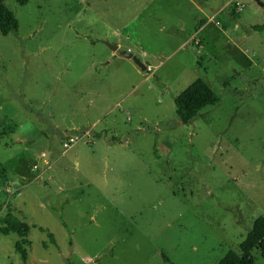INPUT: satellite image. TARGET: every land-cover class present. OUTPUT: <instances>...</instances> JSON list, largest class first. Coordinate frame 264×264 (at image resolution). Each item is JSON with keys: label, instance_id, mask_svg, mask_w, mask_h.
I'll use <instances>...</instances> for the list:
<instances>
[{"label": "rangeland", "instance_id": "374dc122", "mask_svg": "<svg viewBox=\"0 0 264 264\" xmlns=\"http://www.w3.org/2000/svg\"><path fill=\"white\" fill-rule=\"evenodd\" d=\"M258 1L4 0L18 30L0 34V133L16 124L0 138V227L12 218L29 230L26 262L18 236L0 234V264H218L240 253L264 217ZM196 79L219 102L182 125L173 101Z\"/></svg>", "mask_w": 264, "mask_h": 264}, {"label": "trees", "instance_id": "16d2710c", "mask_svg": "<svg viewBox=\"0 0 264 264\" xmlns=\"http://www.w3.org/2000/svg\"><path fill=\"white\" fill-rule=\"evenodd\" d=\"M30 0H16L20 6H25ZM232 18L236 16L230 11ZM18 30V21L4 4V0H0V34L7 36L15 33ZM251 30L257 32L264 31L263 25L251 26ZM219 102L217 94L202 80L196 79L193 81L184 91H182L177 97L174 98L175 113L178 121L182 125L190 123L197 113L206 106H213ZM16 128V124L9 123L4 131L0 133V138L6 136L8 133H13ZM6 176V170L0 163V180ZM2 203H0L1 209ZM6 210L8 213L13 211L10 204H6ZM3 225L0 227V234L9 235L15 234L18 236V240L14 243V251L20 256V258L26 262L27 255L24 250L26 240L24 235L28 233L29 228L26 225H21L17 220L12 218H6L3 220ZM31 228H36L32 225ZM40 232H45L48 241L57 247L54 236L47 230L41 227H37ZM69 245L71 243L69 242ZM258 248L259 254L264 259V217H258L254 220L251 229L246 235V238L239 246V254L229 251L218 262V264H254L252 257V250ZM68 264H73L68 262Z\"/></svg>", "mask_w": 264, "mask_h": 264}, {"label": "water", "instance_id": "95a60500", "mask_svg": "<svg viewBox=\"0 0 264 264\" xmlns=\"http://www.w3.org/2000/svg\"><path fill=\"white\" fill-rule=\"evenodd\" d=\"M255 1L258 3L260 7H263V4L261 2H259L258 0H255ZM106 45L109 47V49L113 53H118L124 59L131 60L141 71L144 72L147 70V67L133 54L126 52V51L119 50L118 46L116 45H110L108 43H106ZM45 158H47V155H45ZM42 167H43V163H42Z\"/></svg>", "mask_w": 264, "mask_h": 264}, {"label": "crops", "instance_id": "0c3cea01", "mask_svg": "<svg viewBox=\"0 0 264 264\" xmlns=\"http://www.w3.org/2000/svg\"><path fill=\"white\" fill-rule=\"evenodd\" d=\"M114 54H116V53H114ZM126 60H128V59H126Z\"/></svg>", "mask_w": 264, "mask_h": 264}]
</instances>
